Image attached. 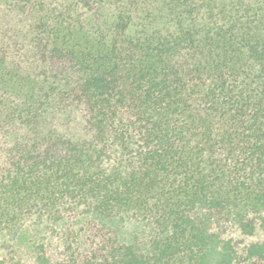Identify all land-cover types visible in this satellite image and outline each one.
<instances>
[{"label":"trees","instance_id":"trees-1","mask_svg":"<svg viewBox=\"0 0 264 264\" xmlns=\"http://www.w3.org/2000/svg\"><path fill=\"white\" fill-rule=\"evenodd\" d=\"M244 262L264 0H0V264Z\"/></svg>","mask_w":264,"mask_h":264},{"label":"rangeland","instance_id":"rangeland-1","mask_svg":"<svg viewBox=\"0 0 264 264\" xmlns=\"http://www.w3.org/2000/svg\"><path fill=\"white\" fill-rule=\"evenodd\" d=\"M133 226L127 225L126 227H119L120 233L125 236L129 237L130 232L133 230ZM15 246V251L18 255V257L22 260L25 261H30L32 259V253L30 249V240L27 236L19 238L17 241L14 243ZM239 264H247V263H239Z\"/></svg>","mask_w":264,"mask_h":264}]
</instances>
